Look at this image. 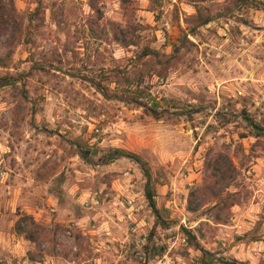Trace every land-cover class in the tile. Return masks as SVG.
I'll return each instance as SVG.
<instances>
[{
  "label": "rangeland",
  "instance_id": "374dc122",
  "mask_svg": "<svg viewBox=\"0 0 264 264\" xmlns=\"http://www.w3.org/2000/svg\"><path fill=\"white\" fill-rule=\"evenodd\" d=\"M13 7L0 264H198L199 247L207 264H264V0ZM216 152L234 177L189 211Z\"/></svg>",
  "mask_w": 264,
  "mask_h": 264
},
{
  "label": "trees",
  "instance_id": "16d2710c",
  "mask_svg": "<svg viewBox=\"0 0 264 264\" xmlns=\"http://www.w3.org/2000/svg\"><path fill=\"white\" fill-rule=\"evenodd\" d=\"M205 21H207V19L203 20V22ZM16 23L17 22L15 20L13 0H0V34H7L5 38L6 52L3 56H0V67L5 66V59L9 57L13 42L16 40V35H15V30L17 29ZM113 33H115L116 35L115 37H120V31L118 28H113ZM12 81H13L12 76H5V75L0 76V85L10 83ZM96 88L100 91V93L106 95V91L103 86L96 84ZM132 101H134L138 105H143L142 102L137 101L135 99H133ZM245 117L248 123H250L253 127L263 130V128H260L259 125L256 124L249 117L247 116ZM205 168L207 169V174L202 180L201 187L191 190L187 193L186 209L189 211L196 210L201 205V203H203L205 196L221 197V192L230 184L231 179L234 177V171H235L234 165L231 159L222 152H216L214 155L210 156V158L206 161ZM144 195L147 198L150 208L157 217L154 200L148 188L144 189ZM231 203L232 202H229V205ZM16 231L18 233H21L25 238L33 240V236L29 229L21 228L20 230L18 229ZM185 232L188 238L193 237L188 232V230H185ZM198 249L200 250L198 264H207L208 251L201 247H199ZM228 263L234 264L235 262H228Z\"/></svg>",
  "mask_w": 264,
  "mask_h": 264
},
{
  "label": "built area",
  "instance_id": "2783aa9c",
  "mask_svg": "<svg viewBox=\"0 0 264 264\" xmlns=\"http://www.w3.org/2000/svg\"><path fill=\"white\" fill-rule=\"evenodd\" d=\"M178 239H179L180 241H185V236L180 235V236L178 237Z\"/></svg>",
  "mask_w": 264,
  "mask_h": 264
}]
</instances>
